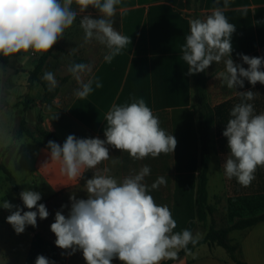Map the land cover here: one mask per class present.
I'll return each instance as SVG.
<instances>
[{"label": "crops", "instance_id": "1", "mask_svg": "<svg viewBox=\"0 0 264 264\" xmlns=\"http://www.w3.org/2000/svg\"><path fill=\"white\" fill-rule=\"evenodd\" d=\"M220 6L223 7V0ZM214 7V0H122L111 19H116V30L129 36L131 43L111 63L104 61L108 50L87 74L83 82L94 81V90L87 98L80 99L74 95L63 108L46 112L42 123L44 130L52 133L56 143L61 146L68 135L78 139L104 140L107 126L105 116L111 106L129 104L133 98H142L159 118L161 128L176 138L177 146L173 153H162L156 158L133 159L128 152L108 146V160L95 169L87 170L82 178L72 180L62 173L59 162L51 160L47 147L50 140L44 138L40 142L28 136L14 137L18 120L16 115L10 133L13 135V145L19 140L22 145L14 155L9 153L11 146L8 145L0 148V153H7L8 159L15 161L28 157L29 190L41 194L38 204H44L49 212L46 219L37 216V233L55 244L56 237L50 225L55 222L56 212L61 211L67 217L72 204L70 197L74 196L77 200L88 198L86 181L94 173L110 175L121 182L125 177L138 174L144 166L150 168V174L145 176L142 183L148 187L149 194L158 205H166L170 209L177 223L173 231L181 232L195 220L201 144L194 80L192 75L187 74L188 65L182 60L181 46L190 33L189 20L206 19ZM91 8L92 14L99 18V11ZM223 10L228 21L235 25L231 36L233 62L247 68L240 54L264 58V0H229L227 8ZM228 58L224 57L219 63L213 62L206 69V99L213 116L208 202L215 212L205 225L196 223L192 233L201 232L199 239L206 235L212 223L222 227L264 214V167L257 168L255 179L247 187L242 186L235 177L229 179L224 171L230 150L223 132L231 119L233 107L242 102L251 103L254 114L264 113V84L257 82L253 86L245 79L243 88L237 86L229 89L219 78L218 74L226 71L224 60ZM97 78L102 82L101 88L95 87ZM27 85L16 86V89L20 88V93L24 95ZM246 91L254 92L255 99L243 100L238 92ZM38 94L42 96L43 92ZM17 103L18 100L6 102L5 106H0V111L13 107L20 113L22 110L16 108ZM32 107L40 105L32 104L30 111ZM1 165L5 166L3 163ZM104 169H108L107 173ZM159 177H164L166 184L152 189L151 185ZM19 190L20 193L23 191L20 187ZM12 193L14 198L9 202H15L23 209L20 195L17 196L13 190ZM11 211L0 208V264H24L34 233L26 226L23 233L17 234L6 221ZM230 235L242 261L264 264V222L246 230L233 231ZM208 247L210 254L202 262L186 255L174 264H234L229 255L221 257L213 254L218 246ZM67 253L66 264H70L73 252L69 249Z\"/></svg>", "mask_w": 264, "mask_h": 264}, {"label": "clouds", "instance_id": "2", "mask_svg": "<svg viewBox=\"0 0 264 264\" xmlns=\"http://www.w3.org/2000/svg\"><path fill=\"white\" fill-rule=\"evenodd\" d=\"M75 2L83 11L89 6L97 9L99 18L84 16L80 26L85 33V42L96 39L109 50L104 56L106 63L120 55L131 43L130 37L113 27L112 17L122 0H0V54L5 57L32 52L43 54L63 37L66 29L76 19L72 9ZM216 7L206 19L189 20L190 33L181 46L182 60L188 65V75L204 72L213 62L219 63L224 57L225 72L218 74L229 89L243 88L244 80L255 86L264 84V58L241 55L244 68L231 59V36L235 25L224 14L229 0H214ZM68 71L81 83L75 95L87 98L93 92V80L82 81L81 74L91 71L90 65L77 63ZM42 79L48 82L49 90L57 86L51 71H46ZM97 78L95 87L101 88ZM243 100L255 99L252 91L238 92ZM223 135L227 138L230 150L224 163L225 175L235 177L242 186H249L255 179L258 167H264V113L254 114L251 103H240L230 112ZM106 139L76 138L68 135L61 146L55 141L48 142L51 160L61 164V171L69 179L82 178L89 169H95L101 162L109 159V148L128 152L133 159L153 158L160 154L174 152L177 140L166 133L152 109L140 98H133L129 104H113L105 116ZM108 169H104L107 173ZM150 174L144 166L138 174L125 177L121 182L110 175L94 173L86 181L87 199L77 200L74 196L71 209L66 217L57 211L55 222L50 230L55 234V245L74 253L81 250L86 264H112L118 259L121 264H161L175 259L180 249L195 245L200 235L184 229L174 232L177 223L166 205H158L149 194L148 187L142 183ZM166 184L159 177L151 185L157 189ZM24 207L5 200L2 207L12 210L7 216L17 234L26 226H37V216L46 219L49 212L41 200L39 192L24 190L20 194ZM63 207V206H62ZM36 209V210H32ZM35 264H55L43 255H38Z\"/></svg>", "mask_w": 264, "mask_h": 264}, {"label": "rangeland", "instance_id": "3", "mask_svg": "<svg viewBox=\"0 0 264 264\" xmlns=\"http://www.w3.org/2000/svg\"><path fill=\"white\" fill-rule=\"evenodd\" d=\"M72 9L76 11L77 15L73 25L65 30L63 37L59 42L62 51H53L52 55L48 58L43 71V75L46 71H51L58 82L57 86L54 88L58 89V94L53 101V106L42 103L43 94L42 96L38 94L43 92L42 85L38 82L32 83L29 80V74L35 68L42 54L33 53L32 55V52H21V56L18 59L15 58L7 68H3L0 63V106L3 107L6 102L10 103L12 100H18L16 108H21L22 110L19 113L17 109L12 107L0 111V148L5 145L11 146L9 153H12V155H14L15 150L20 148L22 145L20 140L16 141L17 143L13 145L14 139L13 135L10 133L11 129L14 127L16 115L18 119L16 127L20 120L25 118L27 119L30 128L33 129L36 126H39L41 129H44L42 123L45 113L51 111V109L63 108L67 101L75 95L77 89L81 86V83L78 82L68 71L69 67L83 62L84 64L90 65L92 70L95 64L108 51L105 45L99 43L94 38L85 42V33L83 28L80 26V21L84 16L89 15L93 18H97L92 14V8L89 6L87 9L81 11L79 6L73 3ZM112 22L113 27L117 29L116 19L113 18ZM88 73L89 72L81 74L82 81H84ZM42 76H40L41 79ZM42 81L45 82L49 88L48 82L43 79ZM25 84H28V89L26 94L22 95L20 93V88L16 89V86H24ZM26 99L34 100L36 106L37 103H39L40 107H32V111H30L28 105L24 104ZM33 137V140L35 141H44V137L36 131L33 132ZM6 154L7 153L3 152L0 153V164L3 163L12 172V174L15 175L21 190H29L30 164L28 157L26 156L20 161H15L14 159H8ZM13 198L12 188L7 182L5 174L0 170V208H3L2 204L5 200L10 201V199ZM12 204L16 205L15 202ZM199 235L201 236L202 233L199 232ZM230 238L232 239L233 237L230 235ZM216 250V253L213 251V254L221 255V257L228 256V253L223 248L218 247ZM67 251L68 250L59 249V264H66L68 259ZM209 254L210 250L208 245H202L195 252L188 254L187 257L194 258L198 262H202L201 260L205 259ZM70 264H86L81 250H77L72 253ZM112 264H121V262L118 259H113Z\"/></svg>", "mask_w": 264, "mask_h": 264}, {"label": "trees", "instance_id": "4", "mask_svg": "<svg viewBox=\"0 0 264 264\" xmlns=\"http://www.w3.org/2000/svg\"><path fill=\"white\" fill-rule=\"evenodd\" d=\"M75 3V2H74ZM62 39V38H61ZM58 42L53 46L52 49L47 53H43L39 58L38 63L35 68L29 74V80L34 83L38 82L43 87V97L42 103L49 106H53V101L58 94V89L49 90L45 82L42 81L40 76L43 75L45 64L48 58L52 55L54 50L62 51L61 46ZM21 53L14 54L8 57L0 54V63L3 68H7L10 65L12 59L19 58ZM83 63V62H82ZM194 80L195 94L198 109V134L201 144V153H200V163H199V173L197 177V185L195 192V220L191 221L187 229L193 231L196 223L206 224L208 219L213 216L215 208L208 202V167L210 163V141H211V131L213 126V116L212 110L210 109L207 99H206V83L208 80V75L206 70L204 72L196 73L192 75ZM34 100H25L24 104L28 105L29 110L31 105L34 104ZM36 131L42 137L56 142V137L44 130L39 126L35 128H30L28 122L25 118H22L14 129V137L20 138L22 136H28L31 139H34L33 132ZM0 170L5 174L6 180L11 186L13 192L19 196L20 190L14 175L7 169L5 166L1 165ZM23 205V211H28ZM264 222V214L254 218L237 220L233 224H227L222 227H217L212 223L208 229L206 235L199 239L198 242L193 245L189 244L187 249H180L178 255L175 259L163 261L161 264H174L176 261L182 257L193 253L195 250L200 248L202 245L209 246H218L223 248L231 258L234 264H247L242 261L238 256V247L234 245L230 239V233L237 230H246L250 227H253L259 223ZM28 229L34 233V238L31 242L30 249L28 251L27 257L24 264H35L36 257L38 255H43L47 257L50 261H54L55 264H59L60 254L57 246L50 240L46 239L42 235L36 232V227L27 226Z\"/></svg>", "mask_w": 264, "mask_h": 264}, {"label": "built area", "instance_id": "5", "mask_svg": "<svg viewBox=\"0 0 264 264\" xmlns=\"http://www.w3.org/2000/svg\"><path fill=\"white\" fill-rule=\"evenodd\" d=\"M32 55H33V53H32Z\"/></svg>", "mask_w": 264, "mask_h": 264}]
</instances>
